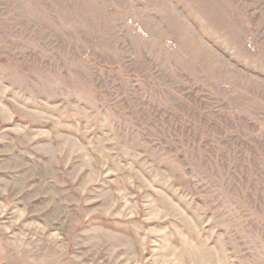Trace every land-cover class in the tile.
Listing matches in <instances>:
<instances>
[{
    "label": "rangeland",
    "instance_id": "rangeland-1",
    "mask_svg": "<svg viewBox=\"0 0 264 264\" xmlns=\"http://www.w3.org/2000/svg\"><path fill=\"white\" fill-rule=\"evenodd\" d=\"M0 264H264V0H0Z\"/></svg>",
    "mask_w": 264,
    "mask_h": 264
}]
</instances>
